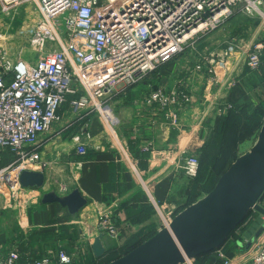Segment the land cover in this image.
<instances>
[{
	"label": "built area",
	"instance_id": "built-area-1",
	"mask_svg": "<svg viewBox=\"0 0 264 264\" xmlns=\"http://www.w3.org/2000/svg\"><path fill=\"white\" fill-rule=\"evenodd\" d=\"M23 3L31 4L38 16L31 39L38 58L31 66L21 60L10 65L0 57L2 211L19 202L24 205L21 197L35 191L22 188L19 176L24 171L46 168L37 151L38 140L49 132L63 106L68 105L73 113H98L111 131L106 95L119 86L135 85L169 62L182 53L188 42L232 17L234 7L239 6L249 17L264 15L259 10L264 0H0V13H8ZM47 43L53 49L46 50ZM241 50L240 41L231 40L221 54L208 59L206 66H197L196 71L212 75L210 82L218 83L221 81L215 76L216 65L224 69L222 78L240 66L256 71L264 39L253 42L238 55ZM191 101L187 91L166 92L163 87L151 90L145 100L149 106L156 105L171 125L177 124L179 113ZM230 110V105L223 108L224 112ZM76 153L84 155L85 148L77 145ZM183 169L185 176L194 178L198 158L185 156ZM117 218L111 209L99 212L97 233L117 239ZM161 218L162 228L166 227L172 219L171 212L165 215L166 220ZM256 240L248 247L249 256L245 254L247 248L236 256L217 251V257L221 264H264V243ZM240 241V247L248 243ZM51 256L56 264L70 262V256L63 251L38 260H21L18 249L13 247L0 264H52Z\"/></svg>",
	"mask_w": 264,
	"mask_h": 264
},
{
	"label": "crops",
	"instance_id": "crops-1",
	"mask_svg": "<svg viewBox=\"0 0 264 264\" xmlns=\"http://www.w3.org/2000/svg\"><path fill=\"white\" fill-rule=\"evenodd\" d=\"M231 40L233 39H228L222 49L205 51L206 45L200 47L207 41L204 39L197 44L198 51L183 52L177 55L172 60L173 63L168 65L172 66L169 72L165 73L164 69L157 70L155 73L147 74L135 85L119 86L112 94L106 95V104L114 109L112 112L111 110L107 112L105 109V113L108 114L107 123L110 127L113 123L112 129L114 126L116 127L112 131V139L123 144L126 151L122 153L126 159V171L122 168L121 154L114 153L106 143L100 142L95 138L96 136L93 137L91 134L98 127L96 119L91 117L92 113L89 119L80 122L78 116L83 112L73 113L68 105L63 106L58 112L57 121L53 123L49 132L38 140L40 161L47 165L43 170H36V172L43 173L45 178L44 185L40 190H46L44 193L53 191L59 196H64L71 190L78 189L87 200V204L78 214L71 216L66 209H62L58 205H42L40 199L31 201L32 208L28 213V222L24 216L26 225L31 227L30 231L40 230L43 234H58L56 230L64 231L69 226L78 224L81 226V233L87 237L93 232V239L98 234L96 231L98 213L108 209L109 203L117 204L123 197L132 194V176L134 177V175L137 179H141V186L148 194L150 206L161 210L160 214L156 215L161 227L162 214L165 217L171 212L172 216V213H179L182 209L187 208V189L192 178L184 174L185 156H194V153H197L208 139L216 120L228 114L229 111L224 112L223 108L226 105L231 106V99L229 95L228 98L225 95L224 88L236 87L235 83L233 87L229 85L230 73L224 82L221 81L224 75V69L221 66H215V76L219 78L217 73L219 69L223 72L219 78L220 83L218 81L210 82L212 75L198 72L196 67L206 66V61L221 54ZM244 41L251 44L254 42L253 39ZM244 41L240 40L241 43ZM190 59L193 62L190 67L179 66L183 61ZM166 65L167 63L164 64V67ZM149 81H152L150 85ZM151 84L154 88L163 87L166 92L178 89L187 91L191 95V104L179 113L176 125H171L156 105L149 106L145 102L153 90ZM113 94L117 97L109 100ZM68 118H71L70 122L66 121ZM99 119L109 130L105 122L100 117ZM81 144H85L87 148L86 153L82 156L76 153L77 145ZM111 170L113 171L112 176ZM62 173L68 177L66 178L67 182L60 177ZM70 177L74 180H71ZM123 187L126 190L124 195L121 194ZM35 191L38 190L35 189ZM34 194V192H30L29 196ZM132 198L126 203L128 206L134 203ZM25 206V204L21 205V202L16 205L19 209L22 208V211ZM113 211L118 216V222L123 223L126 212L114 209ZM77 218H79L78 221ZM256 221L257 223H255ZM252 223H255L256 226H248L244 239L242 236L245 232L241 234L243 241H249L260 225L264 223V217L260 216ZM26 225L22 223L21 226ZM18 227L21 231V227L19 225ZM15 229L16 227L13 228L12 232L14 233L11 232L9 235L14 236ZM7 235V233L0 234V259L12 248L11 241L7 244L9 236ZM260 240H264V238H260ZM6 247L8 249L4 252L3 249ZM219 249L215 251H221ZM238 251L240 253V250H237L232 253V256L237 255ZM223 253L226 254L224 251Z\"/></svg>",
	"mask_w": 264,
	"mask_h": 264
},
{
	"label": "rangeland",
	"instance_id": "rangeland-1",
	"mask_svg": "<svg viewBox=\"0 0 264 264\" xmlns=\"http://www.w3.org/2000/svg\"><path fill=\"white\" fill-rule=\"evenodd\" d=\"M235 8L236 7H234L232 9V20L231 21L229 20L231 18L230 17L229 19L222 22L215 30L207 32L203 35H198L197 37H195L194 40L188 42V44L184 47V50L182 51V53L183 52L192 53L194 51H198L197 50L198 45H196V44L203 41L204 39H207V41L205 43L201 44L200 47L203 45H206L207 49L205 48L206 49V50L204 49L205 51H214L215 49L216 50L222 49L223 46L227 43L228 39H233L235 41H237V40L238 41H240V40L244 41L245 39H249V40L253 39L254 42L259 41L257 39H264V15H261L258 13L254 14V16H252L251 18L256 17L258 20L256 22L255 21L249 22V24L247 25L248 27L246 26L247 27L246 28V27H243L242 24H240V20L243 19V17L244 18L247 17V15L243 11H240L239 13L236 10L234 11ZM238 8L240 9L239 6H238ZM259 10L261 11L262 14H264V3H262V5L259 7ZM37 17L38 16H37V13H36L34 7L29 3L20 4L8 13H4V14L0 13V46H1L0 47L1 48L0 57L3 58V60L6 63H9L10 65H12L16 61L21 60V61H24L27 64L33 66L37 62L38 54L34 51V48L31 45L32 29L35 25V22L37 21L36 20ZM257 22H258V24H257ZM61 30H62V27H60V31ZM250 44L251 43H246L245 41L242 42L241 43L242 50L239 51L237 54L241 55L242 53L246 52L248 50V47L250 46ZM45 47H46V50L53 49V48H51L53 46H51L50 43H47ZM212 48H214V49L212 50ZM180 54H178V55H180ZM172 60L173 59H171L169 62H167V65L165 67H164V64L161 66H158L157 68L160 67L158 70L164 69L163 71L165 73L169 72V70L172 68V66L170 65V67H169L168 65L173 63ZM183 65L190 67L191 65H193V62L191 61V59L186 60V61H183V63H181L179 66L182 67ZM244 70H245V67L240 66L238 68H235V70L232 72V74L229 75L228 81L235 83L236 87L230 88V89L224 88V91L226 93L225 95L227 96V98H228V95H229V98L231 100H235L237 98L238 94L236 95V93H237L236 91L238 88V84H239L241 75L244 72ZM155 72H156V70H155ZM155 72H152V73H155ZM152 73H149V74H152ZM217 73L219 75V78L223 75V72L220 69ZM226 76H228V75L226 74L221 79L222 82L225 81ZM230 76H231V78H230ZM151 82L152 81H149V85ZM248 89H249V91H248ZM248 89H247V91L250 92L251 95H253V93H257L258 95H261L259 100L264 101V88H262V93H261V90L257 88V86L256 87L252 86ZM231 93H232V95H230ZM233 94H234V97L232 98ZM235 95H236V97H235ZM109 109L112 112V109H113L112 106H111V108L109 107ZM91 117L96 119L97 124H98L97 129L92 131L91 134L93 135V137L96 136L95 138L99 139L100 142H103L104 144L106 143L108 145V148L111 149L112 151H114V153H118V154L120 153L121 154V159L123 161L122 162V168L126 171L127 170V167L125 166L126 165V163H125L126 159H125V156L122 154V153L126 152L124 149V146H123V144L121 145L119 142L117 143L115 140H113L112 136H111L112 131H114V129H116V127L114 126L113 129L111 127V131L109 132V130L107 128H105L104 124H102L101 120L99 119L100 115L98 113H96V112L92 113ZM66 121L70 122L71 118H68ZM262 124H264V122H262ZM115 132L117 133V131H115ZM258 133H259V131L256 133V135L253 138H251L250 140H247V141H245L239 145V148H238L239 154H243V153L249 151L253 147L254 143L256 142ZM86 137H87V135H86ZM80 143H82V142H80ZM81 145L85 148V150L87 149L85 144H81ZM194 154L198 158L197 153H194ZM60 177L62 179H65V182L68 181L66 179L68 177L65 176L64 173L60 174ZM70 179L74 180V178L72 179V177H70ZM141 182L142 181L140 178L137 179L135 177V175H134V177L132 176V183H133L132 184V187H133L132 191L133 192H132V194H130L131 196L129 195L127 197H123L122 200L118 201L119 203L117 202V204L109 203L108 206H110V207H107V208L111 209L112 211L114 209L115 211L126 212L125 211L126 206H128L126 203L132 198L133 195L134 196L132 199L134 200V203H132L131 206L133 205V207L139 208L143 204L151 205V203H149V200H148V198H149L148 194L146 193L145 189H143V187L141 186ZM124 189L125 188L123 187V190H121V194H123V195L125 194V191H126ZM45 191L46 190H40L39 189L38 191H32L35 193L32 196H29V195L22 196L21 200L26 205L23 212H22V208L18 209V207H14L12 209L5 210V211L0 210V234L5 235L7 233L9 235L13 231V228H15L16 226H18V225L21 226L22 223H24V225H26V223L24 221L25 219L23 216H21V214H23V213L25 214L24 216H26V221L28 222V213L31 211V208H32L31 201H38L40 199L41 195L44 194ZM262 196H264V195H262ZM202 197L203 196H201V198ZM259 200H260V198H259ZM258 204L261 207H264V205H262V204H264V199H262V201H259ZM129 206H130V204H129ZM151 208L156 215L160 214L161 210H159V209L156 210V208L155 207L153 208V206H151ZM66 215H67V213H66ZM156 215L154 217H156L158 219V217ZM162 217L164 218L163 214H162ZM259 217H260L259 215H254V216H251V218H249V219H245L244 222H246V224H248L247 226L252 225V227H255L256 226L255 223H257V221L255 223H252V222H254ZM63 218L66 221V217L64 216ZM140 219H141V221L138 223H134V224L127 223L126 231H125L127 233V235L131 234V233H136L141 228H143L145 226L149 227V225H151L152 221H151V218L149 220V210L144 209L143 215L140 217ZM78 220H79V218H77V221ZM169 223L170 222H167L166 227H168ZM80 227H81L80 225L76 224L75 226H69V228L65 229L64 231H60V229H58L60 227H58L57 228L58 230H56V231H58V234H52V236H50L44 240L45 246L44 245L42 246L40 241L37 243L34 241L32 246H27V245H30L29 242L32 241L33 238L30 237V240H29V238H28L29 234L28 233L30 232L31 227L29 225H26L23 228H21L22 229L21 232L26 235V242H25L26 248H24L22 250L19 249L20 251L19 250L18 251L22 256V259H24V260H29V257H31V256L36 257L35 259H40V258L48 256V254L53 255V254L58 253L59 251H63L70 256V262L68 264H103V263H105V261L108 262L106 264H110L111 262L118 260V259H116V260H113L111 262L108 261L109 258L111 257V254H112L109 250L113 249L114 246L120 245L121 242L123 241V239H121L120 237L117 239H115V238L113 239V238H110L107 236H103L101 242H102L104 249L107 251L102 256L103 259H101L100 261H98V260L97 261H91V255L93 256V254L91 252L90 242L92 243V240H93L92 237L94 236V233L92 232V234H89V237H87L86 235L81 233ZM64 228H66V227H64ZM12 233H14V232H12ZM53 233H56V232H53ZM64 233H66V234H64ZM20 235L22 237V234H18V231H17L16 234H14V236L9 235L8 238L5 236L8 240L7 244L10 243V241H11L10 239H13L14 242L19 241ZM246 235H247V232H245L244 235L242 236L243 239H244V237H246ZM262 236H264V232H262V234L257 239V240H259L260 243H264V240H260V238H264ZM243 239H241V240H243ZM241 243H242L241 241H238L239 245ZM8 247L3 249V251L5 252V250L8 249ZM40 249H44V250L42 252H40ZM236 254L237 255L240 254L239 251ZM245 254L247 256H249L251 254V249L248 248V250L246 251ZM51 257L53 258V256H51ZM198 262H199L198 264H208V262H206V261H198ZM52 264H56V261L54 260V258L52 259ZM187 264H197V262H195L194 260H190L187 262Z\"/></svg>",
	"mask_w": 264,
	"mask_h": 264
},
{
	"label": "water",
	"instance_id": "water-1",
	"mask_svg": "<svg viewBox=\"0 0 264 264\" xmlns=\"http://www.w3.org/2000/svg\"><path fill=\"white\" fill-rule=\"evenodd\" d=\"M40 172L24 171L19 176L22 188L39 190L44 185ZM264 194V124L253 147L239 156L218 179L213 190L179 212L168 227L110 264H183L213 252L244 222L250 212L264 217L258 204ZM40 204L58 205L69 215L78 214L87 200L78 189L64 196L50 191L41 195ZM264 232V223L245 245L247 249ZM103 236L93 238L91 251L98 259L105 254ZM239 245V244H238ZM240 246V245H239Z\"/></svg>",
	"mask_w": 264,
	"mask_h": 264
},
{
	"label": "trees",
	"instance_id": "trees-1",
	"mask_svg": "<svg viewBox=\"0 0 264 264\" xmlns=\"http://www.w3.org/2000/svg\"><path fill=\"white\" fill-rule=\"evenodd\" d=\"M235 10L238 11V13L240 12V9L238 7H236L234 11ZM229 20L231 21L232 17ZM257 20L258 19L256 17L251 18L247 16L245 18L243 17V19L240 20V24H242L243 27H246L249 22H256ZM175 57H173L172 59H174ZM159 68H157L156 71ZM252 86H257V88L260 89L262 93V88H264V52H262L260 67L256 71H251L245 68L244 72L241 75L236 91V95L238 94L237 98H234L235 100H230L231 110L226 116L218 118L216 120L215 126L209 133L208 139L197 151V155L199 158L198 170L196 176L190 180V184L187 189V207L195 203L199 198H201V196H204L213 190V187L216 185L218 179L225 173V171L235 161V159L239 157V145L253 138L260 130L262 122H264V101L259 100L261 95H258L257 93H253V95H251L250 92H248V88ZM151 87L155 89L152 84ZM116 97L117 95L114 96L113 94V96H111L109 100H113ZM233 97L234 94L232 98ZM78 117L80 118V122H83L89 119L90 114L83 112ZM39 150L40 148H37L38 152ZM112 174L113 171L111 170V176ZM262 195L259 201H262V199H264V196ZM144 209L149 210V220L151 218L152 221L151 225H149V227L145 226L141 228L136 233L127 235V233L125 232L127 223L134 224L140 222V217L143 215ZM125 211V220L123 221V223H117L119 229V237L123 239V241L120 245L114 246L113 249L109 250L112 253L111 257L108 260L109 262L125 256L133 249L153 237L162 228L160 221L156 217H154L156 214L154 213L150 205H142L139 208L130 205L126 206ZM177 213L178 212L172 213V217H174ZM254 215L257 214L250 212L247 215L246 219H249ZM245 224L246 222L240 224L229 235V237L219 250H223L229 256H232V253L237 250H244L245 245L240 247L238 245V241L242 239L241 234L248 228L247 224ZM15 231H18V234H22V237L20 235V240L17 242H14L13 239H10L13 243L12 248L16 247V249L22 250L26 248V235L23 234L19 230V228H17V226ZM28 234L29 240L30 237H32L33 239L30 242L27 240L30 244L27 246H32L34 241L36 243L40 241L42 246H45L44 240L52 236V234H43L40 230L30 231ZM43 250L44 249H40V252H42ZM106 251L107 250H105V253ZM35 258L36 257L31 256L29 257V260H38ZM101 259H103V257L96 259L91 255V261H100ZM21 260L24 259L21 258ZM194 261L197 262V264L199 263L198 261H206L208 262V264H221V261L217 257L216 251L200 255L195 258ZM106 263L108 262L105 261V263L103 264Z\"/></svg>",
	"mask_w": 264,
	"mask_h": 264
}]
</instances>
